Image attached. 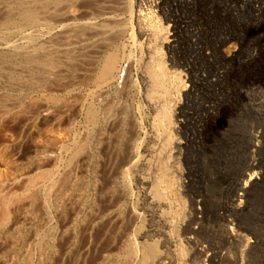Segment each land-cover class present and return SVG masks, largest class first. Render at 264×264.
I'll return each mask as SVG.
<instances>
[{"label":"rangeland","instance_id":"rangeland-1","mask_svg":"<svg viewBox=\"0 0 264 264\" xmlns=\"http://www.w3.org/2000/svg\"><path fill=\"white\" fill-rule=\"evenodd\" d=\"M50 1L0 0V183L31 167V179L51 174L30 191V207L14 216L17 225L0 231V263L36 260L31 244L40 235L41 264H106L103 227L94 246L89 229L98 189L97 208L113 210L150 201L157 190L175 208L220 206L237 195L257 220L238 234L260 242L232 253L264 264V0ZM254 4L263 10L255 13ZM31 11L33 20L26 16ZM163 33L172 35L168 47L160 44ZM110 56L125 75L100 97L95 77ZM159 64L164 87L154 91ZM178 77L194 84L188 99L173 89ZM166 91L176 127L167 133L158 119ZM93 96L96 106L104 105L100 116L106 113L97 137L90 124ZM49 203L61 212L48 211ZM30 221L32 229L25 225ZM222 229L215 225L202 235L216 245L228 232ZM124 253L121 261L129 262Z\"/></svg>","mask_w":264,"mask_h":264},{"label":"bare ground","instance_id":"bare-ground-1","mask_svg":"<svg viewBox=\"0 0 264 264\" xmlns=\"http://www.w3.org/2000/svg\"><path fill=\"white\" fill-rule=\"evenodd\" d=\"M50 3H51V1H50ZM262 10H263V7L259 9V7H256V5L254 4V12L255 13L260 12ZM132 14L134 15V13H132V10H131V15ZM26 16L29 17V20H33L35 18V13H32V11H31L29 13H26ZM35 21H37V20H35ZM67 28L68 27H66V29ZM163 35H164L163 38L160 36V40H161L160 44H162V46L164 45L165 47H168V45L170 43H172L171 42L172 35H171V33H168L166 35H165V33H163L162 36ZM158 42H160V41H158ZM118 63L119 62H118L117 58L110 56V58L108 57L106 59L102 68L100 70L98 69L99 72H98L97 76L95 77V83L94 84H96V86L99 90L98 93H99L100 97H102V95H103V92L105 90L104 88H106V87L109 88V86L112 87V85H114L119 80H122V78L124 77V75H125L124 72L122 75H118V73H119ZM160 67H161V65L159 64L157 71L153 70V72L155 71V74L153 73L154 75L152 76L153 77L152 81L154 84L153 85L154 91L155 90L157 91L159 89H163V87H164V84H163L164 83L163 78H165L163 76L164 71L162 69H160ZM155 68H156V66H155ZM161 68H163V67H161ZM149 74H151V73L149 72ZM179 77L175 79L176 85L173 89L177 93V96L179 95L178 97L188 99L193 94L194 84H192V82L190 80L182 81L181 80L182 77L181 78H179ZM153 93L154 92L152 91L151 94H153ZM163 97H164L163 99L165 101H164V104L162 103L163 104L162 105V111L158 114V119H161V121H162L161 127H164L166 133L168 130L170 132L171 131L174 132L176 127L173 125L174 123H173V116H172V112H171L170 104H169L170 102L169 103L167 102V97H168L167 91L165 94H163ZM153 98L154 97H152V95H151V97L149 99L150 102L153 101L152 100ZM95 101H96V99L93 96L91 107H90V124L92 127L93 137H95V136L97 137L98 132H100L98 130L100 127L106 128V123H105V120L103 119V118H105L106 113L103 112V116H102V114H101V116L99 114V110L102 109V107L104 105L102 107H100L101 105L96 106L97 103ZM155 105L153 104L152 108L156 109L155 112H157V108L159 107V105L158 106H157V104H155ZM100 137H102V136H100ZM100 137H98V138H100ZM174 144H176V143H174ZM54 158H56V156ZM96 168H95V170H96ZM33 170H34V168L31 167L26 173L24 172V173L17 175L13 181H11L9 183H0V231L6 232V230L8 231V229L15 227L17 225V223H16L17 220H15L14 216L20 211V209H22L21 207H23L25 205H28V207H30L29 201L31 202V199H32V197L30 196V193H31L30 191L32 189L34 190V187H36L35 184L38 181H41V182L44 181L46 183V181H49L51 179V174L49 172H41L40 174H37L38 176L35 178L36 175L33 172L36 169L34 171ZM32 173L35 176H34V178L31 179L30 174H32ZM37 173H39V172H37ZM253 180H255V183L258 182V178H255V179L253 178ZM27 181H29V182H27ZM22 182H27V184L25 185V188L23 189L24 191L23 192L21 191L22 193H20V195H18V194L12 195L13 187L16 185L22 184ZM138 184L140 186L146 185V180L144 179V177L139 179ZM252 185H253V183L251 184V187H252ZM97 190L98 189H96L94 194H93L94 198H93V202H92L91 207H90L91 216H90V228L89 229H90V235L93 237L91 244L94 246V245H96V242H97L96 241V233L100 227H103V230L105 232L104 238H105V248H106V250H105V262H106V264H251L250 263L251 257L249 255H246L244 252L243 253H238V252L232 253V250L237 249V251H238V248L245 247L244 249L247 251L249 249L256 248L258 245V242H260L256 238L257 236L255 237V239L253 241L252 239L254 237H252V239H250L244 234V232H243L244 235L238 234V231H241V229H244V227L246 225H248V227H249V226H251V224L253 225V223L256 222L257 220L253 221L251 218V214H253L252 213L253 209L250 207L251 205L238 203V201L235 200L238 198L237 195H234V196L232 195V197L228 196L230 202L229 203L227 202L228 204L223 203V205H220V206L207 207L209 205L206 206L205 205L206 202L204 204H199L200 202L199 203L193 202L192 204H190L187 207H184V208L183 207H176L175 208V207L163 204L162 199H161L162 193L160 194L158 192L159 190L156 189L157 190L156 194H154V196L150 198V201L148 199H142V203L138 202V204H135V205L133 204L134 206H128L122 210H120V209L118 210V208L113 210L112 206H111L112 209L110 207H107V206H104L101 209H100V207L97 208V200L98 199H96V198H97V194L99 191V190L98 191ZM53 191H54V188L52 190V193H53ZM33 192H35V191H33ZM235 192H233V193H235ZM52 193H51V195H52ZM225 193H223V196ZM143 194L145 197H147L146 193L143 192ZM191 194H189V195H191ZM193 194H196V193H193ZM239 194L245 196L244 198H246V196H248L247 191L246 192L241 191V192H239ZM226 195H228V194H226ZM226 195H225V197H226ZM229 195H230V193H229ZM33 196H34V194H33ZM149 196H150V193H149ZM249 196H251V195H249ZM142 197H143V195H142ZM193 198H195V197H193ZM138 199L140 200L141 198H138ZM224 199L225 198H223L221 200H224ZM247 199L249 200L250 198H247ZM143 200H144V202H143ZM200 200L202 201V199H200ZM51 201H52V199H51ZM146 201H147V203H146ZM243 202H245V201H243ZM46 203H48V202H46ZM245 203H248V202H245ZM49 204H50V208H48V209H51V210L47 209L48 211H53V209H55L52 213L58 214L59 212H61L60 210L57 209V208H60L61 206L60 207L59 206H56V207L52 206L53 207L52 208L51 207L52 203H49ZM47 207H49V206H47ZM24 212L26 213L28 211H24ZM52 213H49V214H52ZM34 217H35V215H34ZM56 217L58 218V215ZM30 219H32V218H30ZM52 220H54V218ZM60 220L58 219L57 222H60ZM74 221L76 222V220H74ZM57 222H55V223H57ZM49 224H47L48 228L50 227ZM61 224L62 225L66 224V221L62 222ZM76 224H77V222H76ZM25 225L29 229H32L35 226V221L27 222V224L25 223ZM73 225H75V224L72 223L71 226H73ZM215 225L221 226V227H223V229L225 228L228 231V232L224 231V233H226V234L223 235V239L221 238L220 243H218L216 245H214L215 243H213L215 241H209V238L206 239L202 235V233L209 234L208 231L211 229L213 230ZM80 226H81V224H80ZM52 227H53V225H52ZM70 227H66V231L64 230V234H66V233L68 234V230L70 229ZM252 227H249V228H252ZM21 229H22V227H21ZM45 230H46V227H45ZM54 230H55V228H54ZM220 230H221V228H220ZM246 230H245V232H246ZM248 230L250 231V229H248ZM48 231H49V229H48ZM50 233H51V231H50ZM74 233H75V231H74ZM34 234H36V232H34ZM67 234H66V237H67ZM248 234H249V232H248ZM39 236L38 237L36 236V239L35 240L33 239L32 244H31L32 246H34V248H35L34 250H36L35 252H37L36 253L37 259L36 260L33 259L35 261L34 262V261H32V258L30 257L27 262L22 260L21 264H41L42 260L44 259V257H42V256H44L43 255L44 251L42 252V248L44 246L42 245V243L43 244H45V243H44V241L42 242V240L38 239ZM45 236L43 237L44 240L46 239ZM200 236H202V238ZM29 237H28V239H29ZM92 237H90V238H92ZM49 238H47V239H49ZM52 239L54 240V238H52ZM61 240H62V238H61ZM212 240H213V238H212ZM48 241H50V239ZM55 241L57 242V240H55ZM53 244H54V242H53ZM48 245H49V243H48ZM48 248H50V247L48 246ZM51 250L53 251L52 248H51ZM70 250H71V248H70ZM32 251H30V252H32ZM123 252H125L124 255L130 259L129 262L127 261L126 263H123V261H121L122 256L120 257V255H122ZM44 253H46V252H44ZM31 254H34V253L32 252ZM47 254H48V252H47ZM248 254H250V253H248ZM29 255H30V253H29ZM11 256H8V257L11 258ZM65 256H67V255L65 254ZM12 258H13V256H12ZM13 261H11V264H18L20 262V261H15V262H13Z\"/></svg>","mask_w":264,"mask_h":264}]
</instances>
